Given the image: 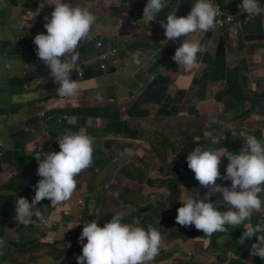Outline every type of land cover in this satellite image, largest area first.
<instances>
[{"label": "crops", "instance_id": "obj_1", "mask_svg": "<svg viewBox=\"0 0 264 264\" xmlns=\"http://www.w3.org/2000/svg\"><path fill=\"white\" fill-rule=\"evenodd\" d=\"M55 2L0 0V264H76L87 243L79 241L82 228L94 220L103 227L117 213L122 223L160 231L163 244L150 264H264L250 255L255 236L238 243L264 214L211 236L175 221L186 197L206 191L187 167L188 153L205 146L237 154L247 135L264 139V0L255 18L213 0L234 23L175 42H165L160 24L175 12L187 16L195 0H169L148 25L147 0H65L96 16L92 38L77 48L75 97L59 96L43 62L25 59L37 57L33 39L47 34ZM183 39L204 49L191 70L172 60ZM80 129L94 138L93 164L76 177L72 198L61 205L44 199L33 204L42 218L15 221L16 199L31 203L40 179L33 157L59 152L56 139ZM226 165L224 158L221 175Z\"/></svg>", "mask_w": 264, "mask_h": 264}, {"label": "clouds", "instance_id": "obj_2", "mask_svg": "<svg viewBox=\"0 0 264 264\" xmlns=\"http://www.w3.org/2000/svg\"><path fill=\"white\" fill-rule=\"evenodd\" d=\"M169 7V0H147L143 8L142 19L148 25L156 21L157 16ZM217 5L213 0H195L187 16L177 17L176 12L169 14L166 23L161 22L166 41L175 42L199 32L207 33L215 27ZM238 8L255 18L260 14L259 0H241ZM44 29L47 34H37L33 43L36 56L50 70L49 75L59 85L57 93L61 97H75L80 84L71 78L78 60L79 44L91 39L96 25V16L80 5L56 0L51 18L45 17ZM204 51L198 40H186L176 48L172 60L181 68L191 70L198 62V54ZM139 64L141 52L135 54ZM71 57V61L67 60ZM235 135V134H233ZM59 152L36 154L38 162L36 171L40 177L35 185V196L32 202L20 197L15 201V220L22 225L32 222L33 216L42 218V212L33 204L48 199L51 204L61 205L69 201L77 188L76 177L93 164L94 138L86 129L76 132L67 131L56 139ZM219 143L213 137L211 145ZM43 157V158H41ZM227 159L224 175L220 165ZM187 167L206 189L203 197L197 199L188 196L177 209V224L202 231L211 236L227 230L226 226H240L250 221L253 215L264 214V139L254 135L247 138L237 154L226 148L197 146L186 157ZM218 180L230 181V186L217 184ZM219 194L222 199L211 201ZM226 208V211L219 210ZM121 213L113 215L103 227L97 220L82 228L79 241L86 239L82 253L76 257V264H150L158 255L163 238L157 228L149 225L147 229L130 223H122ZM74 228V227H73ZM255 236L256 242L251 245L250 255L264 260V220L252 225L249 223L239 238L238 243Z\"/></svg>", "mask_w": 264, "mask_h": 264}, {"label": "built area", "instance_id": "obj_3", "mask_svg": "<svg viewBox=\"0 0 264 264\" xmlns=\"http://www.w3.org/2000/svg\"><path fill=\"white\" fill-rule=\"evenodd\" d=\"M234 23V17L232 15H227L224 14L221 10L217 9V17H216V22L215 25H217L220 28L226 27L228 24ZM100 44L98 43V46ZM106 57L102 56V60H104ZM25 59L26 60H31L35 61V62H39L40 59L38 57H32L29 53H25ZM101 69H104V65L102 64L100 66ZM1 145V143H0ZM13 219L15 220V215L13 217ZM16 221V220H15ZM45 222V221H43Z\"/></svg>", "mask_w": 264, "mask_h": 264}, {"label": "water", "instance_id": "obj_4", "mask_svg": "<svg viewBox=\"0 0 264 264\" xmlns=\"http://www.w3.org/2000/svg\"><path fill=\"white\" fill-rule=\"evenodd\" d=\"M218 5L223 9V10H231L232 8L236 7L238 4L241 3V0H235L231 5H225L221 3L219 0H216Z\"/></svg>", "mask_w": 264, "mask_h": 264}, {"label": "flooded vegetation", "instance_id": "obj_5", "mask_svg": "<svg viewBox=\"0 0 264 264\" xmlns=\"http://www.w3.org/2000/svg\"><path fill=\"white\" fill-rule=\"evenodd\" d=\"M172 172H174V171H172Z\"/></svg>", "mask_w": 264, "mask_h": 264}]
</instances>
